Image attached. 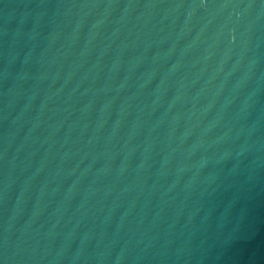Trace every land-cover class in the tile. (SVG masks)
Listing matches in <instances>:
<instances>
[{"label":"water","instance_id":"1","mask_svg":"<svg viewBox=\"0 0 264 264\" xmlns=\"http://www.w3.org/2000/svg\"><path fill=\"white\" fill-rule=\"evenodd\" d=\"M0 264H264V0H0Z\"/></svg>","mask_w":264,"mask_h":264}]
</instances>
